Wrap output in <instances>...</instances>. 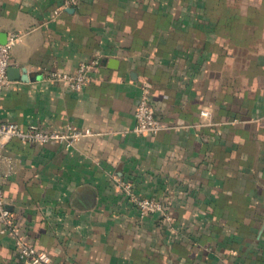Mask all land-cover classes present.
<instances>
[{
	"label": "crops",
	"instance_id": "obj_1",
	"mask_svg": "<svg viewBox=\"0 0 264 264\" xmlns=\"http://www.w3.org/2000/svg\"><path fill=\"white\" fill-rule=\"evenodd\" d=\"M0 0L20 39L0 120L93 133L69 146L9 140L6 206L51 264H264V0ZM99 63L73 90L50 69ZM163 126L131 131L140 83ZM206 110L207 115L201 114ZM161 198L139 216L118 180ZM0 264H20L0 232Z\"/></svg>",
	"mask_w": 264,
	"mask_h": 264
},
{
	"label": "built area",
	"instance_id": "obj_2",
	"mask_svg": "<svg viewBox=\"0 0 264 264\" xmlns=\"http://www.w3.org/2000/svg\"><path fill=\"white\" fill-rule=\"evenodd\" d=\"M79 0H61L59 6L54 11L63 10L69 6L77 4ZM20 34L9 32L6 40L0 42V95L4 85L7 83V68L11 62L12 46L18 42ZM99 63L97 58H91L80 62L73 71H63L57 69L48 70L43 76V80L57 81L66 84L73 90H80L89 80L91 72ZM140 96L134 108V124L131 131L138 134L157 133L163 126L160 119L154 114L151 105L150 85L143 81L140 83ZM206 110H201V114L207 115ZM93 132L89 128H77L67 125L64 130L42 129L36 124L30 123L21 126L13 121L0 120V147L9 140H19L31 143H46L57 141L66 146L71 145L82 137L91 135ZM5 161L8 171L11 168V159L0 155V162ZM127 201L136 208L139 216L159 214L163 220L169 218L168 209L165 202L155 196H146L136 192L132 183L127 180H118ZM0 232L8 233L15 238V256L20 264H51V256L46 250L36 247L27 237L20 226L17 215L5 204L4 194L0 181Z\"/></svg>",
	"mask_w": 264,
	"mask_h": 264
},
{
	"label": "water",
	"instance_id": "obj_3",
	"mask_svg": "<svg viewBox=\"0 0 264 264\" xmlns=\"http://www.w3.org/2000/svg\"><path fill=\"white\" fill-rule=\"evenodd\" d=\"M7 77L9 79H22V80H26L25 76L21 75L19 73V68H16L14 66H8L7 68Z\"/></svg>",
	"mask_w": 264,
	"mask_h": 264
}]
</instances>
